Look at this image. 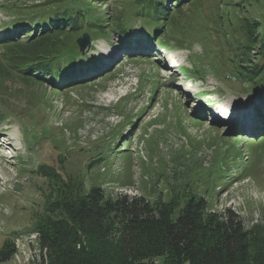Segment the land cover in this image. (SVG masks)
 <instances>
[{
  "label": "rangeland",
  "instance_id": "1",
  "mask_svg": "<svg viewBox=\"0 0 264 264\" xmlns=\"http://www.w3.org/2000/svg\"><path fill=\"white\" fill-rule=\"evenodd\" d=\"M45 1L0 0V29L12 30L11 23L24 19L25 12L34 18L41 9L36 6ZM199 2L182 8L177 30L187 36V44L181 47L165 36L151 41L154 17L143 15L148 0H91L85 17L100 11L110 25L96 31L100 37L93 38L82 55L110 62L96 71L98 78L83 87L70 85L56 91L63 79L38 86L22 83L15 72L0 77V116L6 117L0 121V137L6 138L0 142V248L6 241L14 247L0 264H43L38 235L29 230L51 199L47 180L37 172L41 164L72 181L84 177L85 189L97 185L112 197L167 200L194 186L208 212L231 211L247 229L264 223V88L251 91L246 82L232 79L237 78L232 64H222L217 54L220 35L211 33V22L204 31L210 10L217 4L227 14L228 0ZM230 2L236 4L237 20H258L259 34L264 32V0ZM162 4L172 8L167 0ZM112 16L129 30L130 39L121 41L120 31L107 20ZM42 20L36 21L40 24L34 30L27 24L16 29L40 33ZM164 28L168 36L177 31ZM4 52L0 46V63L10 70ZM251 55L252 61L259 60L255 52ZM164 58L193 69L188 73L180 69L182 79L164 66ZM120 131L122 138L116 140L121 144L128 138L129 145L114 149L86 171L84 165L103 153ZM54 141L67 147L60 165L55 162Z\"/></svg>",
  "mask_w": 264,
  "mask_h": 264
},
{
  "label": "trees",
  "instance_id": "2",
  "mask_svg": "<svg viewBox=\"0 0 264 264\" xmlns=\"http://www.w3.org/2000/svg\"><path fill=\"white\" fill-rule=\"evenodd\" d=\"M162 1L154 4L148 0L144 5L143 15L150 17L152 13L155 18L151 41L165 36L167 41L174 39L183 47L187 44V36L177 30L184 14L182 8L201 0H167L172 4L171 9L163 7ZM90 2L46 0L42 6H36L41 9L34 18L25 12L24 19H15L10 25L14 30L9 33L11 29H8L7 35L0 37L5 63L10 68L0 63V77L7 78L15 72L22 83L42 86L48 82L43 78L46 73L54 77L60 71L66 74L91 67L77 60L75 40L86 32L92 39L100 37L96 31H104L110 25L105 23L100 11L90 18L85 17V6ZM228 2L227 14H223L217 4L210 10L212 17L205 19L204 31L211 22V33L220 35L222 44L217 52L219 60L227 66L232 64V71L237 73V78L233 76L232 79H237L239 84L246 82L251 91H257L264 88V32L259 34L262 24L245 17L237 20L236 4ZM150 6L152 9L147 8ZM41 18L44 31L37 33L39 31L25 28L21 40L22 31L16 28L25 26L23 24L36 28L40 24L36 21ZM107 18L120 31L121 41L130 39L129 30L121 27L123 23L117 24L120 19ZM44 21H48L46 26ZM167 26L177 31L169 36L163 34ZM172 35L175 36L170 37ZM166 45L162 44V48ZM253 52L258 55L256 62L251 59ZM97 62L96 58L92 60L93 65ZM192 69V66L184 68L187 73ZM87 82L89 80L69 78L55 90L70 85L83 87L89 84ZM4 118L1 115L0 121ZM127 123L133 128L134 124ZM114 134L115 139L107 149L84 165L86 171L104 161L114 149L120 151L123 145H129L128 138L121 144L116 140L122 138L121 131ZM53 151L56 164H62L67 147L54 141ZM37 172L47 180L51 198L29 229L38 235L43 264H264V223L247 229L231 211H225L224 215L208 212L201 193L194 186L182 193H173L167 200L148 201L143 196H108L97 185L85 189L84 177L72 181L69 175L43 164ZM203 192L206 193L207 188ZM13 249V243L4 242L0 259L8 260Z\"/></svg>",
  "mask_w": 264,
  "mask_h": 264
},
{
  "label": "water",
  "instance_id": "3",
  "mask_svg": "<svg viewBox=\"0 0 264 264\" xmlns=\"http://www.w3.org/2000/svg\"><path fill=\"white\" fill-rule=\"evenodd\" d=\"M77 44L81 52H83L86 48H88L90 44H89V38L87 34H84L82 37H80L77 40Z\"/></svg>",
  "mask_w": 264,
  "mask_h": 264
},
{
  "label": "bare ground",
  "instance_id": "4",
  "mask_svg": "<svg viewBox=\"0 0 264 264\" xmlns=\"http://www.w3.org/2000/svg\"><path fill=\"white\" fill-rule=\"evenodd\" d=\"M192 102H194V101H192ZM225 116H226V115H224V114L222 115V117H225Z\"/></svg>",
  "mask_w": 264,
  "mask_h": 264
}]
</instances>
